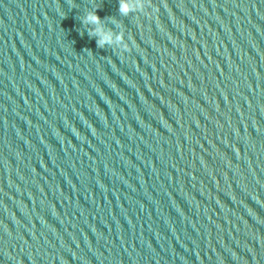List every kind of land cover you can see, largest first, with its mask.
I'll list each match as a JSON object with an SVG mask.
<instances>
[{"label": "water", "instance_id": "1", "mask_svg": "<svg viewBox=\"0 0 264 264\" xmlns=\"http://www.w3.org/2000/svg\"><path fill=\"white\" fill-rule=\"evenodd\" d=\"M130 3L0 0V264H264V0Z\"/></svg>", "mask_w": 264, "mask_h": 264}, {"label": "clouds", "instance_id": "2", "mask_svg": "<svg viewBox=\"0 0 264 264\" xmlns=\"http://www.w3.org/2000/svg\"><path fill=\"white\" fill-rule=\"evenodd\" d=\"M140 7L139 4L135 6L130 3V0H119L118 12L121 16H127L129 13L137 10ZM80 22L87 31L90 37H95L98 47L103 48L108 46H120L122 43V32H113L112 29L105 26V20L99 18L95 14V10L87 11L81 18ZM110 22L119 27V22L114 18L110 19Z\"/></svg>", "mask_w": 264, "mask_h": 264}]
</instances>
